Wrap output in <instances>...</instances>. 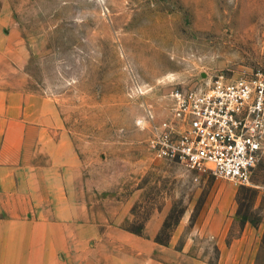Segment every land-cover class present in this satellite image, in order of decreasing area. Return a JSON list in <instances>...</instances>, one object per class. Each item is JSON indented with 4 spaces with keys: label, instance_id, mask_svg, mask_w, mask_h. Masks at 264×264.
Returning a JSON list of instances; mask_svg holds the SVG:
<instances>
[{
    "label": "rangeland",
    "instance_id": "1",
    "mask_svg": "<svg viewBox=\"0 0 264 264\" xmlns=\"http://www.w3.org/2000/svg\"><path fill=\"white\" fill-rule=\"evenodd\" d=\"M264 73V0H0V86L53 99L95 223L217 264H264V155L247 185L156 159L172 93ZM139 233V234H136Z\"/></svg>",
    "mask_w": 264,
    "mask_h": 264
},
{
    "label": "crops",
    "instance_id": "2",
    "mask_svg": "<svg viewBox=\"0 0 264 264\" xmlns=\"http://www.w3.org/2000/svg\"><path fill=\"white\" fill-rule=\"evenodd\" d=\"M23 87L0 86V264H207L187 246L95 223L57 105ZM246 232L219 242L217 264H247L238 252L249 244Z\"/></svg>",
    "mask_w": 264,
    "mask_h": 264
},
{
    "label": "built area",
    "instance_id": "3",
    "mask_svg": "<svg viewBox=\"0 0 264 264\" xmlns=\"http://www.w3.org/2000/svg\"><path fill=\"white\" fill-rule=\"evenodd\" d=\"M172 99L170 117L151 128L152 155L247 185L264 155V73L220 76Z\"/></svg>",
    "mask_w": 264,
    "mask_h": 264
},
{
    "label": "trees",
    "instance_id": "4",
    "mask_svg": "<svg viewBox=\"0 0 264 264\" xmlns=\"http://www.w3.org/2000/svg\"><path fill=\"white\" fill-rule=\"evenodd\" d=\"M136 234H139V233H136Z\"/></svg>",
    "mask_w": 264,
    "mask_h": 264
}]
</instances>
